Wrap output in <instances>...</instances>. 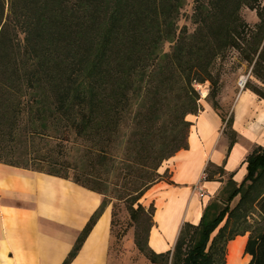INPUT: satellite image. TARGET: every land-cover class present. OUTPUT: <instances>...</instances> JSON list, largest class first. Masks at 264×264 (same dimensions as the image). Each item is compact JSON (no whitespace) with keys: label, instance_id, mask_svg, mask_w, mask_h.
I'll use <instances>...</instances> for the list:
<instances>
[{"label":"trees","instance_id":"1","mask_svg":"<svg viewBox=\"0 0 264 264\" xmlns=\"http://www.w3.org/2000/svg\"><path fill=\"white\" fill-rule=\"evenodd\" d=\"M254 1L194 0L199 33L187 42L177 39L166 66L159 52L164 41L173 39L171 19L181 0H0V161L58 174L102 192L81 183L79 176L59 172L64 162L55 167L49 143L56 139L61 149L71 131L80 140L97 135L96 155L106 157L103 141L112 140L134 101L156 80H167L171 73L188 84L192 78L203 79L215 56L231 46L244 51L251 73L264 83V6L257 7L256 26H246L238 17L240 5L258 6ZM202 6L208 7L204 14ZM251 87L264 97L263 87ZM189 99L182 116L195 110V96ZM230 124L228 116L225 126ZM245 167L238 184L227 180L218 210L213 204L220 200L210 199L198 223L182 225L171 264H224L226 242L244 230L228 229L230 217L239 216L251 202L264 216V144L247 155ZM103 203L102 198L99 209ZM97 211L62 264L78 249ZM226 212L228 218L212 235ZM188 227L192 236L184 247ZM245 251L251 254L247 264H264V225L247 240ZM151 259L158 258L151 254Z\"/></svg>","mask_w":264,"mask_h":264},{"label":"crops","instance_id":"2","mask_svg":"<svg viewBox=\"0 0 264 264\" xmlns=\"http://www.w3.org/2000/svg\"><path fill=\"white\" fill-rule=\"evenodd\" d=\"M250 77L256 83L239 89L228 115L230 126H225L228 116L223 119L205 102L192 118L185 146L165 160L166 176L147 188L145 197L153 202L147 252H140L132 264L140 259L171 264L182 225L198 223L205 204L221 193L228 179L236 184L243 179L247 155L264 144V97L251 87L264 88V83L253 73ZM203 170L207 177L199 181ZM197 182L205 190L202 196L194 187ZM101 201L97 190L69 178L0 162V264H62L97 210L67 264H122L112 246L117 237L111 210L108 205L99 209ZM246 238L228 241L226 264H232V257L239 264L251 257L243 254Z\"/></svg>","mask_w":264,"mask_h":264},{"label":"rangeland","instance_id":"3","mask_svg":"<svg viewBox=\"0 0 264 264\" xmlns=\"http://www.w3.org/2000/svg\"><path fill=\"white\" fill-rule=\"evenodd\" d=\"M254 2L258 6H250L243 2L239 7L238 17L246 26H256L259 23L257 7L264 6V0ZM194 3V0H181L176 16L171 19L173 39L164 41L159 52L164 55L161 61L166 66H169L167 62L172 59L170 54L176 45V40L181 38L187 42L193 35L199 33L200 25L194 21V14L198 10ZM207 9V6L200 8L202 14ZM244 54V51L238 47L227 48L216 55L209 64L207 68L209 75L205 73L206 77L203 79L192 78L191 84L174 73H171L167 80H156L154 85L134 101L124 121L112 136V140L103 141V146H107L108 150L106 157L96 155L94 141L97 135H86L80 140L76 139L73 131L70 132L68 141L61 149L56 139L49 143L48 149L46 148L52 159L57 162L55 167L64 162L59 172L68 173L72 177L79 176L81 183H88L102 191L98 192L103 198V204L107 202L103 207L108 205L111 210L117 237L112 246L120 263L132 264V260L136 259L140 252H147L146 234L152 220L153 202L145 197V192L155 181L166 176L167 171H163V165L168 158L167 155L174 152L173 149L179 143H186L192 118L198 109L208 102L222 117L228 116L235 96L241 88L239 79L246 77L248 82L256 83L255 79L250 77L252 75L250 64ZM188 57L189 54L184 55V59L187 60ZM202 91L204 94L206 92L205 96H202ZM192 96H195V105H193L195 110L182 116L183 109L190 105L189 98ZM138 112L140 115L137 116ZM20 146L22 153L24 148L22 144ZM225 196L226 191L211 199L220 200L217 205L213 204L215 211L222 206L221 200H224ZM237 198L238 195L230 201V204L233 205ZM138 203L141 206L136 208ZM227 218L226 212L212 235L218 232ZM230 219L228 229H232L233 226L237 229L244 228L233 239L239 235L247 236L243 254L249 256L246 254L245 245L249 238L253 240L258 235L264 225V216L251 202L239 216L235 215ZM185 230L187 232L184 234L186 237L184 247H187L192 236L190 235L192 228L188 227ZM228 241L225 246L224 264H226ZM148 262L147 259H140L137 263L150 264ZM215 263L219 264L220 261Z\"/></svg>","mask_w":264,"mask_h":264},{"label":"built area","instance_id":"4","mask_svg":"<svg viewBox=\"0 0 264 264\" xmlns=\"http://www.w3.org/2000/svg\"><path fill=\"white\" fill-rule=\"evenodd\" d=\"M245 81H246V77L240 78V79H239V85H240V86H243V84L245 83ZM200 93H201V91H200ZM205 95H206V92H205V94L202 95V96H205ZM206 177H207V171H206V170H203V171L201 172V175H200L199 181L205 179ZM198 184H199V182H197V183L195 184L194 187L198 189L199 195L202 196V195H204L205 190H203V188L199 187Z\"/></svg>","mask_w":264,"mask_h":264},{"label":"bare ground","instance_id":"5","mask_svg":"<svg viewBox=\"0 0 264 264\" xmlns=\"http://www.w3.org/2000/svg\"><path fill=\"white\" fill-rule=\"evenodd\" d=\"M202 95H204V91H202ZM231 263L232 264H239V261H238L237 257H232L231 258Z\"/></svg>","mask_w":264,"mask_h":264}]
</instances>
